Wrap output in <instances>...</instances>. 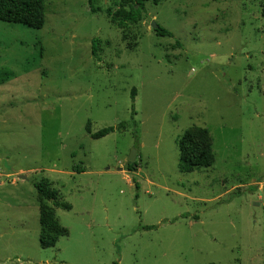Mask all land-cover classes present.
Returning <instances> with one entry per match:
<instances>
[{
	"label": "rangeland",
	"instance_id": "1",
	"mask_svg": "<svg viewBox=\"0 0 264 264\" xmlns=\"http://www.w3.org/2000/svg\"><path fill=\"white\" fill-rule=\"evenodd\" d=\"M119 7L45 0L42 28L0 20V264H264V0L146 1L123 27ZM187 130L211 159L181 172ZM40 181L71 204L48 248Z\"/></svg>",
	"mask_w": 264,
	"mask_h": 264
},
{
	"label": "trees",
	"instance_id": "2",
	"mask_svg": "<svg viewBox=\"0 0 264 264\" xmlns=\"http://www.w3.org/2000/svg\"><path fill=\"white\" fill-rule=\"evenodd\" d=\"M120 7L107 14L110 20L120 27L129 23H135L142 19L145 2L152 1L157 3L159 0H119ZM264 16V12H262ZM0 20L7 23H20L27 27L39 29L42 28L45 20V0H0ZM160 36H171V32L158 25L155 29ZM99 39L94 37L91 39V54L98 57ZM136 94L135 88H132V99ZM127 127L126 122H119L116 127L106 126L95 132L90 133L92 138H100L113 130L117 129L122 132ZM179 156L178 168L181 172H190L208 166L211 159V142L207 131L202 130L198 135L197 132L185 131L177 141ZM77 171H84V167L75 166ZM136 163H128L127 170H135ZM132 182L136 189L139 188L138 183L132 178ZM36 188V199L38 201V221L40 225L39 244L41 248H48L55 245L59 236L67 235L68 230L62 226L55 216V207H63L70 209L71 204L60 198L59 191L51 187L48 183L40 181L34 184ZM137 197V194H136ZM47 202H50L49 205ZM152 227V226H151ZM145 228H150L146 226Z\"/></svg>",
	"mask_w": 264,
	"mask_h": 264
},
{
	"label": "water",
	"instance_id": "3",
	"mask_svg": "<svg viewBox=\"0 0 264 264\" xmlns=\"http://www.w3.org/2000/svg\"><path fill=\"white\" fill-rule=\"evenodd\" d=\"M151 26L154 27V28H156L158 25L154 21H152L151 22ZM135 153H136V150L133 149L132 152H131V154H130V157H129V160L130 161H133L135 159ZM20 177L22 178V176H20Z\"/></svg>",
	"mask_w": 264,
	"mask_h": 264
}]
</instances>
